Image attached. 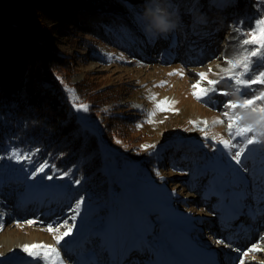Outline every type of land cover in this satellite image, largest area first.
I'll return each instance as SVG.
<instances>
[{"label":"rangeland","instance_id":"obj_1","mask_svg":"<svg viewBox=\"0 0 264 264\" xmlns=\"http://www.w3.org/2000/svg\"><path fill=\"white\" fill-rule=\"evenodd\" d=\"M47 1L68 5L73 0ZM122 1L128 12L72 4L82 11L79 18L89 26L109 15L122 45L106 44L87 32L77 35L69 19L51 24L47 20L48 29L55 28L47 37L71 59V84L88 78L118 86L127 110L144 114V122L137 129H127L125 137L101 142L104 171L119 189L106 201L90 203L85 196L74 194L75 184L63 175H53L52 180L45 179L44 173L33 177L35 170L22 160L18 162L12 154H21L8 148L0 154V264H39L22 252L26 244L56 247L64 264H179L175 256H167L172 236L200 253H212L216 264H240L241 260L261 264L259 254L242 253L253 246L264 252V121L260 113L251 111L264 101L232 110L241 125L253 127L248 135L260 141L248 146L241 165L219 144H213V137L228 139L227 123L214 125L213 121L225 120L224 102L254 98L264 85L243 89L239 95L229 87L231 82L221 81L218 91L229 95L210 94L207 105L194 99L191 92L198 73L212 69L208 79H218L219 70L214 68L235 42L233 25L239 23L247 30L257 18H264V0H254L258 4L247 19L233 13L234 0H161L176 20V28L167 38L158 39L145 35L143 20L140 26L123 25L130 22L129 13L138 12L142 19L151 0ZM258 59L254 58L256 71L262 69L255 62ZM174 71H183V78L169 75ZM162 82L164 86L158 87ZM63 90L70 112L101 141L105 131L102 116L110 108L100 113L77 111L73 102L77 107L84 104L89 109V105L78 98L73 87L64 85ZM153 95L157 101L167 98L173 103L149 124L147 114L153 109L149 96ZM0 122L4 123L1 115ZM190 122L196 123V129ZM233 143L239 144V138ZM150 145L156 147L141 149ZM245 167L247 172L242 170ZM77 201H82L79 213L72 211ZM227 206L233 217L223 220ZM29 220L36 223L29 225ZM185 221L189 227L184 226ZM61 223L71 226L72 232L56 245L46 228ZM247 235L253 238L249 244ZM210 260L206 255L197 264H211Z\"/></svg>","mask_w":264,"mask_h":264},{"label":"trees","instance_id":"obj_2","mask_svg":"<svg viewBox=\"0 0 264 264\" xmlns=\"http://www.w3.org/2000/svg\"><path fill=\"white\" fill-rule=\"evenodd\" d=\"M239 19L252 16L254 0H234ZM81 7H113L128 12L122 0H73L57 5L47 0H0V154L12 148L33 170L47 163L45 174L61 175L75 184L74 194L85 196L90 203L106 201L119 189L105 173L101 142L114 136L122 138L129 128L137 129L144 114H132L123 105L125 97L118 86L100 84L88 78L71 84V59L57 50L47 37L55 28L47 24L69 19L77 33L87 32L106 44L122 45L109 15L89 26L81 20ZM138 12L129 13L127 27L140 26ZM236 15V16H237ZM44 41H47L44 42ZM64 85L73 87L78 98L89 105L92 113L110 108L102 116L105 131L100 139L85 129L70 112L64 99Z\"/></svg>","mask_w":264,"mask_h":264},{"label":"snow or ice","instance_id":"obj_3","mask_svg":"<svg viewBox=\"0 0 264 264\" xmlns=\"http://www.w3.org/2000/svg\"><path fill=\"white\" fill-rule=\"evenodd\" d=\"M242 23V22H240ZM233 29L235 32V36L232 37V40L235 41L233 44V55L226 57L224 59V63L226 67H221L218 75V79H208V75L212 73V69H209L208 73H198L199 79L196 83L192 85L191 95L198 102L205 103L207 105L206 98L210 96V94H218L222 96H227L229 93L218 91L217 85L221 83V81L227 80L231 82L229 87L234 88L235 93L239 95H243V89H249L254 85H264V18H257L253 25L247 30H242L240 28L239 23L233 25ZM236 36H239L240 39L236 40ZM122 59L123 57H118ZM254 58H259L258 62L262 69L259 71L254 70ZM169 75H179L183 78V71H174ZM158 87H163V82ZM149 99L153 103V109L149 112L147 122L149 124L153 123V118L158 112H167L171 109L172 103L167 100L157 101V98L153 96H149ZM257 101H264V89L259 90V94L255 95L254 98H243L239 102H224L223 108L225 111L222 115L225 117V120H215L213 124H221L227 123V135L228 139L224 138H215L213 137V144H219L223 150L230 156L231 160L235 161L236 165H241L242 160L241 157L244 155L246 149L249 145L254 143H260L253 136H249L250 132H253V127L251 125H241L238 121L240 120L239 116L233 115L232 110L236 108L246 109L249 106L254 105ZM73 107L77 111H88V106L81 104L79 107L76 106L75 102H73ZM251 111L253 113L261 114V121H264V105L259 108L251 107ZM261 121H257L260 123ZM207 125L206 121H201ZM193 128L196 129V123L190 122ZM200 131H204V129H199ZM261 134H264L262 132ZM239 138L240 143H233L234 140ZM205 139H207V135H205ZM120 141H117L119 143ZM148 147L155 148V145L150 146H141L142 150H147ZM13 157L16 158L18 162L22 159H28V157H21L17 155V153L12 154ZM48 167L47 163H41L38 167H36L35 172L32 176L39 175L41 173H45V169ZM243 171L247 172V168H243ZM45 179L52 180V175L45 174ZM82 201H77L73 212L79 213ZM76 217L73 216L74 220ZM36 223L35 220L27 221V224L32 225ZM61 228L64 231H61ZM46 230L53 234V239L56 245H59L65 237L69 236L72 232V227L61 223L60 225H52L48 226ZM217 243H223V241H216ZM229 246V245H226ZM22 252L30 258L31 261L39 262V264H64L60 252L58 249L52 245L45 244H31V245H23ZM236 250V249H234ZM260 251V248L257 246L251 247L248 251L242 253L243 256H248L249 252L255 253ZM240 264H244V261L241 260Z\"/></svg>","mask_w":264,"mask_h":264},{"label":"bare ground","instance_id":"obj_4","mask_svg":"<svg viewBox=\"0 0 264 264\" xmlns=\"http://www.w3.org/2000/svg\"><path fill=\"white\" fill-rule=\"evenodd\" d=\"M235 42H232L226 49V53L224 55L221 56V58L225 59L226 57H229V56H232L233 55V44ZM173 48L170 47L169 49L171 50ZM203 57L205 58L206 55H203ZM226 64L224 63V60L216 67L214 68V70H220L221 67H225ZM232 208H230L229 206L225 207V209H223V220H226V219H231L233 216H232ZM184 226L186 227H189L190 224L189 222L185 221L184 222ZM250 235H247L245 237V242L247 244H249L250 242V239H253L251 236L249 237ZM172 239V246L171 248L169 249V253L167 254L168 257H172V256H175L176 257V261L179 262V264H186V262H193L194 264H197L198 261L202 260L203 257H205L207 255V257L209 256L210 257V261H211V264H216V259L214 258V255L212 253H200L198 252L196 249L190 247V246H186L184 243L180 242V240H178V238L172 236L171 237ZM235 239V237H234ZM255 239V238H254ZM233 240V236L229 238V241H232ZM254 254H259V256H262L261 257V264H264V252H255Z\"/></svg>","mask_w":264,"mask_h":264},{"label":"clouds","instance_id":"obj_5","mask_svg":"<svg viewBox=\"0 0 264 264\" xmlns=\"http://www.w3.org/2000/svg\"><path fill=\"white\" fill-rule=\"evenodd\" d=\"M145 35L151 39L167 38L175 30L176 20L161 0H151L142 14Z\"/></svg>","mask_w":264,"mask_h":264}]
</instances>
